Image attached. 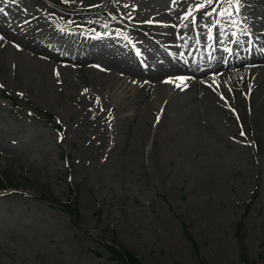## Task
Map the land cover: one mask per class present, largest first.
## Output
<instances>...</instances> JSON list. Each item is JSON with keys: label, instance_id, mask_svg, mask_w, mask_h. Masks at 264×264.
Returning a JSON list of instances; mask_svg holds the SVG:
<instances>
[{"label": "rangeland", "instance_id": "rangeland-1", "mask_svg": "<svg viewBox=\"0 0 264 264\" xmlns=\"http://www.w3.org/2000/svg\"><path fill=\"white\" fill-rule=\"evenodd\" d=\"M0 8L6 10L0 18L12 29L41 22L32 35L48 30L97 46L115 63L121 54L132 60L131 48L138 45L147 48L140 52L148 61L164 60L171 72L196 66L194 54L201 69L216 56L226 66L241 42L246 51L258 46L264 52V0H0ZM161 37L168 39L169 49L156 43ZM4 41L0 264H121L105 245L147 264H197L200 259L204 264H264V103L254 104L250 92L264 87L263 71L196 75L201 83L189 89L209 97L208 105L218 112L212 115L229 129L223 136L214 121L194 122L189 83L170 86L147 108L142 104L147 105L157 79L148 78L145 87L143 77L124 75L144 95L131 103L148 119L144 125L135 116L125 120L116 104L102 101L105 89L100 97L94 94L101 101L89 99L92 66L99 65L108 77L116 74L105 61H66L69 70L47 62L49 68L37 70L26 57L25 65L13 61ZM32 44L41 51L49 45ZM9 70L25 85L4 78ZM170 77L189 81L193 74ZM123 105L127 112L126 100ZM116 117L117 137H107L100 156L89 154L90 147L101 145L102 127L114 125ZM135 124L139 128L129 129ZM141 129L146 135L138 134ZM70 197L77 198V212L66 208Z\"/></svg>", "mask_w": 264, "mask_h": 264}, {"label": "bare ground", "instance_id": "bare-ground-1", "mask_svg": "<svg viewBox=\"0 0 264 264\" xmlns=\"http://www.w3.org/2000/svg\"><path fill=\"white\" fill-rule=\"evenodd\" d=\"M210 9L216 10L215 7L212 8V6L210 7ZM11 11L14 13V9H12ZM200 12H203V11H200ZM2 15L5 16L6 13H2ZM12 17L16 18L17 16L14 13ZM31 24L27 22L24 25L19 26L20 27L19 30L18 28H16V25H15L14 29H12V26H10L9 23L6 22L4 18H0V37H3L5 39L4 41V44L6 46L5 50H7L8 55L11 57L13 61L18 62L21 65L22 64L25 65V62H28L31 60L35 64V69L37 66V70L49 68L50 66L49 63L51 64L54 63L58 67L69 70L71 66H68L65 63L66 61L75 62L77 64L79 63L80 60L81 61L85 60V57H86V61L92 60L93 58H97L96 60L101 59L109 65V68H112V69L114 68L116 71V74H110L111 77H108L107 75L102 73L100 70H98L100 69L99 65L92 66L93 68H95V69L93 68L90 69L92 73V81L94 82V84L92 83L93 84L92 92L89 90L88 94L93 93V97L92 98L90 97L89 99H91V101H96V102L101 101V100L102 101L108 100L110 102L111 107L115 106L116 104L117 108L120 109L121 111L120 112L121 117H124L125 120L131 121V118L135 116L137 120L139 122H142L144 125L148 123V119L145 117H144L145 119H143L142 117L143 115L139 116L138 115L139 113L137 112L138 107L136 108L131 105V103H133V101H135L136 98L138 101L142 100L144 95L140 94L139 93L140 91H137L134 89L137 83L132 84L134 80L129 79V78L124 79L123 78L124 75H132L134 76L133 78L143 77L144 79L147 80L145 83H143L145 87L148 86V83H149L148 78L153 77L157 79L156 81H154L156 82V84L152 88L154 89L153 92H151L152 96L146 95V99L148 100L147 105L142 104V106H145V107L147 106V108L149 107L152 108L153 107L152 100L162 99V92L170 89V86L180 85L178 88H181L186 83H189V86L187 87V89H189L191 86L195 87L199 85L201 83L199 79L200 76H196V75L202 72L206 73L210 71L208 73L214 74V72L216 71L223 72L226 69L232 70L231 72H235L234 71L235 69L236 71H239V69L247 70L249 68L253 69L255 67H258L260 71L264 72V52H262L263 50L259 48L258 46H255V48H252L253 46H251L250 49L248 50L249 52H247L245 50V45L243 43H240V45L238 46V49H239L238 53L242 54L243 60L233 61L232 64L227 65V66H223L221 64V61L217 60L218 56H216V57L209 59L208 65L205 68L201 69L200 63L198 61V57L194 54L193 57L191 58V61H195L196 66H194L193 68H188V69H183L182 67L180 68L178 67L176 70H174V72H171L167 69L169 66V63L166 64L164 60L148 61L144 57V55L140 52L141 50L147 49L144 45H138L136 48L133 46L131 48V52L134 55V58H132V60H128L125 57H119V61H116L115 63V62L107 61L105 58L106 52L97 46L94 48L86 47L87 43L85 42L77 43V42L71 41L69 37L63 38L62 36L50 35V31L48 30H45L43 32V35L39 36L40 38L37 37L36 35L34 36L31 33L35 31L37 27H40L42 23L38 22L37 26L35 25L34 27ZM191 26H192V22L191 23L187 22L186 27L191 28ZM39 33L41 34L42 31H40ZM146 38L154 39L153 35H146ZM32 41H35L36 43L39 42L42 45L49 43L50 46L52 45V47L54 48L49 47L51 51H46V50L41 51L40 49L37 48V46L32 44ZM167 41L168 39H164L163 37H161L160 39L156 41V43L165 49H169V44L165 45ZM80 51L86 52V56L82 55L83 58L80 57L82 54ZM214 51L219 53L217 49ZM186 54H187V51H186ZM191 56L192 55L189 54V58ZM179 58L180 57H177L178 61H180ZM159 67H164V69L161 71H158L160 70ZM186 71L193 74V77L188 79L189 81H187L184 78L170 77L174 74H179V75L184 74ZM145 72H149V74H152V76L146 74ZM155 72H159L158 75H155L156 74ZM11 73L12 71L9 70L8 74L10 75L8 74L7 76L3 75V77L6 78L8 81L15 80V82L17 81L19 85H25L24 82L26 81H23V77L21 75L15 73V75L13 76L11 75ZM162 73L164 74L162 75ZM258 79L259 81H261L259 77ZM102 89H105L106 91L103 93V97L101 96L102 99L99 100L98 97H100V95L98 94H100ZM169 91L170 90H168V93ZM143 92L145 93V91ZM188 92L190 93L192 101L196 103L194 108L192 109L193 114H194V119H195L194 122H197L198 124H201V123L208 124V123H211V121H214L215 123L219 125V128H220V129H214V130L217 133H220L224 136V134H226L229 129L224 124L220 123V121H217L216 118L212 115V112L213 113H218V112L212 110L210 106L208 105L206 100H209V97L205 95V92L204 93L202 91L193 92L190 89ZM250 92H251L252 98H255L253 101L254 104L264 103V98L263 99L260 98L262 94H264V87L262 85H259L258 87H256V89L252 88ZM94 94L98 95V97L96 96V100H95ZM125 100L127 101L129 105V110L127 112H124L126 106L123 105V102ZM135 104L136 103H134V105ZM133 112L135 113V115ZM113 122H114V125H111V122H110L109 124L102 127L105 133L102 135L98 134L97 136V138L99 137L101 138V142L99 143L101 145L98 147H96V145H93L92 147H90L91 149L89 151V154H91L92 156H97V155L100 156L102 154V147H104L106 143L108 142L107 137H109L110 134L114 136L115 133L117 137L120 120L118 117H116V123H115V120ZM134 127L139 128V125L135 124L133 127H129V129H135ZM145 128L148 129L147 126H145ZM138 134H142V136L146 135V133L143 132V129H141V131Z\"/></svg>", "mask_w": 264, "mask_h": 264}, {"label": "trees", "instance_id": "trees-1", "mask_svg": "<svg viewBox=\"0 0 264 264\" xmlns=\"http://www.w3.org/2000/svg\"><path fill=\"white\" fill-rule=\"evenodd\" d=\"M56 127H58V124H56ZM0 187H4V186L2 184H0ZM72 198L73 197H70V200L68 201L69 203L66 204V208L70 209L71 211L74 209V210H76L75 212H77V210H78L77 198H74L73 200H72ZM61 206H62V208H64L63 205H61ZM72 214L76 215V213H72ZM240 228H241V224L239 225V229ZM104 247L106 248L108 254L111 256L112 260H116L121 264H147L142 258L135 257L133 255V253H131V252H126V251L122 252L115 247H111V246H107V245H105ZM197 253H198V251H197ZM197 255H199V254H197ZM242 259L246 260L244 255H242ZM197 264H204L203 260L202 259L198 260Z\"/></svg>", "mask_w": 264, "mask_h": 264}, {"label": "snow or ice", "instance_id": "snow-or-ice-1", "mask_svg": "<svg viewBox=\"0 0 264 264\" xmlns=\"http://www.w3.org/2000/svg\"><path fill=\"white\" fill-rule=\"evenodd\" d=\"M208 3L211 4L212 3V0H208ZM237 3H239V0H237ZM201 7H203V5H201ZM0 12H3V9L2 8H0ZM0 39H3V37H0ZM177 86L179 87L180 85H177ZM0 87H2V85H0ZM241 135H243V132L241 133Z\"/></svg>", "mask_w": 264, "mask_h": 264}]
</instances>
